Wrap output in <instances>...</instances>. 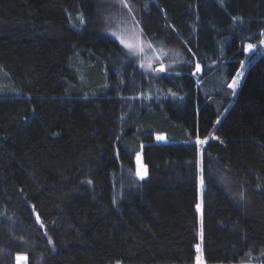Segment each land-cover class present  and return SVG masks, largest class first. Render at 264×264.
Segmentation results:
<instances>
[{"label": "trees", "instance_id": "1", "mask_svg": "<svg viewBox=\"0 0 264 264\" xmlns=\"http://www.w3.org/2000/svg\"><path fill=\"white\" fill-rule=\"evenodd\" d=\"M262 40L264 0H0V264H264Z\"/></svg>", "mask_w": 264, "mask_h": 264}, {"label": "rangeland", "instance_id": "2", "mask_svg": "<svg viewBox=\"0 0 264 264\" xmlns=\"http://www.w3.org/2000/svg\"><path fill=\"white\" fill-rule=\"evenodd\" d=\"M115 33V35H113ZM112 37L115 38L119 44L124 48L125 51H127L130 56H132L138 63L139 67L144 71V72H152V63L155 61L160 60L163 58L165 52L162 50L160 47L153 46L147 41L144 40L139 27L135 22H133V19H129L127 17H120L118 20V23L116 24L115 31H113ZM118 37H122L125 43H128L132 45V48H126L124 44L121 43V40ZM149 45H151L149 47ZM143 65V66H142ZM163 68V67H161ZM164 71V70H163ZM243 74V71L240 72ZM242 75L238 77V80L241 81ZM162 141V138L159 140V142ZM201 149L199 151V156L201 160ZM135 173L136 176L140 179H143L146 177V172L144 171L143 167V154L142 150L139 151L136 156H135ZM143 176V178H141ZM202 189L203 186L201 185V182L199 183V194H198V205H200V210L198 212L199 218H201L202 215ZM199 246V248H198ZM196 251H197V257L196 261L197 264H204L203 262V255H202V244H201V239L196 246ZM19 257V259H17ZM15 259L14 264H27V259L25 256H18ZM199 257V260H198ZM25 258V259H22Z\"/></svg>", "mask_w": 264, "mask_h": 264}, {"label": "snow or ice", "instance_id": "3", "mask_svg": "<svg viewBox=\"0 0 264 264\" xmlns=\"http://www.w3.org/2000/svg\"><path fill=\"white\" fill-rule=\"evenodd\" d=\"M124 6L125 7H127V4H124ZM113 35H115V33H113ZM120 40H121V43L122 44H124V46L126 47V48H132V45H130V44H128V43H125V41L123 40V38L122 37H118ZM261 44H264V40H262L261 41ZM151 45H149V47H150ZM254 46L252 45V44H249V45H247V47L245 48V51L247 52V51H250L252 48H253ZM143 66V65H142ZM242 67H243V62H242V65H241ZM196 69H197V71H199L200 70V66H199V64H197V66H196ZM164 69L163 68H161L160 69V71H163ZM242 75V73H237V78H234V80H233V83L232 84H230L229 85V87H231V88H235L236 86H237V84L239 83V80H238V77L239 76H241ZM158 139H159V137H158ZM205 141H202V140H197V143H199V144H202V143H204ZM146 174V173H145ZM141 178H143V176H141ZM197 210L199 211L200 210V205H197ZM37 222H39V217H37ZM41 227H43V224H41ZM51 242V241H50ZM198 248H199V246H198ZM17 259H19V257L17 258ZM198 260H199V257H198ZM201 264H202V262H201Z\"/></svg>", "mask_w": 264, "mask_h": 264}, {"label": "bare ground", "instance_id": "4", "mask_svg": "<svg viewBox=\"0 0 264 264\" xmlns=\"http://www.w3.org/2000/svg\"><path fill=\"white\" fill-rule=\"evenodd\" d=\"M22 259H25V258H22Z\"/></svg>", "mask_w": 264, "mask_h": 264}]
</instances>
